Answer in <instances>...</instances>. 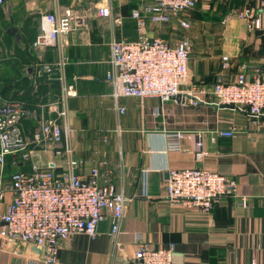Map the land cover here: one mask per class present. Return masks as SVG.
Masks as SVG:
<instances>
[{
  "label": "crops",
  "instance_id": "1",
  "mask_svg": "<svg viewBox=\"0 0 264 264\" xmlns=\"http://www.w3.org/2000/svg\"><path fill=\"white\" fill-rule=\"evenodd\" d=\"M150 0H9L0 6V33L7 53L0 64V95L3 99L21 98L30 113L23 120V133L33 137L41 122L58 118L72 133L61 145L41 150L39 156L24 163L21 155L7 156L0 162V229L2 215L13 199L9 189L17 170H31L35 162L62 172L69 155L83 161L81 173L88 176L101 161L108 173L130 200L118 239L110 235L111 222L99 225L92 239L77 233L62 242L60 264H136L137 236L154 247L176 244V264L264 263V116L254 121L246 110L211 104H190L187 100L121 97V112L111 96L107 76L111 42L115 38L134 40L138 36L134 9ZM109 2L117 27L97 9ZM68 7L83 13L88 26L61 37L56 46L35 47L41 16L62 14ZM254 7L257 26L249 30L235 12ZM180 19L152 25V36H161L172 45L184 36L192 42L189 77L183 88L192 84L212 85L220 78L233 81L243 64L250 74L259 69L264 76V10L256 0H197V7L182 13ZM18 28L19 36L9 32ZM224 57H228L227 65ZM65 60L53 76L40 72L42 64ZM11 61V62H9ZM66 87L72 93L66 94ZM209 87V86H208ZM12 101V100H10ZM64 112V115L60 113ZM235 127V137L214 135L217 129ZM185 130L201 133L204 148L198 149L193 134L187 136L180 151L166 149V132ZM213 137H216L213 139ZM200 167L221 172L238 182V196L225 197L208 214L173 203L166 195L170 169ZM245 203H244V200ZM39 247L25 242L5 243L0 237V264H46Z\"/></svg>",
  "mask_w": 264,
  "mask_h": 264
},
{
  "label": "built area",
  "instance_id": "2",
  "mask_svg": "<svg viewBox=\"0 0 264 264\" xmlns=\"http://www.w3.org/2000/svg\"><path fill=\"white\" fill-rule=\"evenodd\" d=\"M8 1L0 0V6ZM256 1L264 10V0ZM196 6L197 0H150L132 11L137 38H115L111 42L112 70L107 78L112 86L111 96L115 107L121 112L125 111V107L119 104L121 97L159 98L166 102L181 94L188 95L184 102L188 100L193 105L200 102L216 103L246 110L257 122L264 116V76L259 69L250 74L248 66L243 64L233 81L220 78L211 87L192 84L190 88L184 89L183 81L190 75V38L184 36L172 45L161 36L151 35L152 25H164L174 19H180L181 26L189 29L190 23L181 15ZM97 13L100 17L111 19L117 27L123 22L121 16H115L109 2L100 5ZM257 14L254 7L235 12V16L244 21L249 30L256 28ZM87 26L86 16L72 7L66 8L60 15L43 13L35 47L56 46L64 35L79 32ZM224 60L227 65L228 57H224ZM65 64V60L44 63L40 72L51 77ZM65 89L67 95L72 93V87ZM29 113L23 102L6 100L0 95L1 163L9 155L15 158L21 155L24 163L35 156H39L40 160L42 149H37L36 145L49 149L61 145L72 133V129L62 126L58 118H51L42 121L32 139L28 138L23 133V120ZM238 132L232 127L217 129L214 135L235 137ZM190 134L195 136L198 149H203V135L185 130L167 131L166 149L182 150ZM65 152L69 157L62 172H56L49 163L42 165L38 161L31 170L13 173L8 185L13 192V199L1 217L5 222L0 229L3 242H25L39 247L43 251L41 260L46 264H60L62 242L72 235L85 233L92 239L97 238L99 225L106 219L111 222V237L118 239L126 204L130 200L124 189L118 188L110 175L101 171L104 161L95 164L85 177L81 173L83 161L75 157L70 147H66ZM4 195V189H1V200ZM166 195L173 203L208 214L223 198L238 196V182L207 168L170 169ZM243 200L245 203L246 199ZM136 241V264H176L175 243L154 247L140 235ZM249 264L264 263L252 261Z\"/></svg>",
  "mask_w": 264,
  "mask_h": 264
},
{
  "label": "rangeland",
  "instance_id": "3",
  "mask_svg": "<svg viewBox=\"0 0 264 264\" xmlns=\"http://www.w3.org/2000/svg\"><path fill=\"white\" fill-rule=\"evenodd\" d=\"M2 32L0 33V64L5 65V62L7 58H9V54L7 53V50L5 49V45L3 43V37ZM3 71H0V76Z\"/></svg>",
  "mask_w": 264,
  "mask_h": 264
},
{
  "label": "water",
  "instance_id": "4",
  "mask_svg": "<svg viewBox=\"0 0 264 264\" xmlns=\"http://www.w3.org/2000/svg\"><path fill=\"white\" fill-rule=\"evenodd\" d=\"M10 33L16 35L17 37L19 36V33H18V28H11L9 30ZM20 37V36H19ZM186 97H188V95H177L175 97H172V99L174 100H177V101H185ZM216 110H218L220 107H223V106H227V105H218L216 103H213L211 104Z\"/></svg>",
  "mask_w": 264,
  "mask_h": 264
},
{
  "label": "trees",
  "instance_id": "5",
  "mask_svg": "<svg viewBox=\"0 0 264 264\" xmlns=\"http://www.w3.org/2000/svg\"><path fill=\"white\" fill-rule=\"evenodd\" d=\"M197 7V6H196ZM195 7V8H196ZM194 9V8H193ZM192 10V9H191ZM9 62H11V61H9ZM6 63V62H5ZM217 82V81H216ZM216 82H214L212 85H207V84H203V83H201V84H199V85H205V86H209V87H211V86H213ZM8 100H12V101H24L25 102V104L29 107V102L28 101H26V100H24V99H19V98H14V99H11V98H8Z\"/></svg>",
  "mask_w": 264,
  "mask_h": 264
}]
</instances>
